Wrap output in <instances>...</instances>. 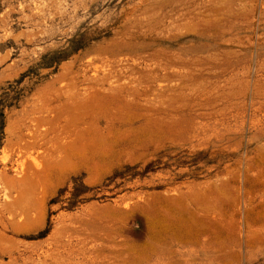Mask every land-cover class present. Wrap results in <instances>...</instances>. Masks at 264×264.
I'll return each mask as SVG.
<instances>
[{
	"label": "rangeland",
	"instance_id": "1",
	"mask_svg": "<svg viewBox=\"0 0 264 264\" xmlns=\"http://www.w3.org/2000/svg\"><path fill=\"white\" fill-rule=\"evenodd\" d=\"M0 264H264V0H0Z\"/></svg>",
	"mask_w": 264,
	"mask_h": 264
},
{
	"label": "trees",
	"instance_id": "2",
	"mask_svg": "<svg viewBox=\"0 0 264 264\" xmlns=\"http://www.w3.org/2000/svg\"><path fill=\"white\" fill-rule=\"evenodd\" d=\"M3 127H4V121H3V109L0 110V146L2 144V136H3Z\"/></svg>",
	"mask_w": 264,
	"mask_h": 264
}]
</instances>
